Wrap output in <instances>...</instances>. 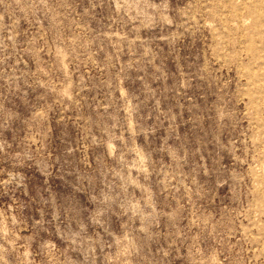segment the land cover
<instances>
[{
  "label": "rangeland",
  "instance_id": "374dc122",
  "mask_svg": "<svg viewBox=\"0 0 264 264\" xmlns=\"http://www.w3.org/2000/svg\"><path fill=\"white\" fill-rule=\"evenodd\" d=\"M0 264H264V0H0Z\"/></svg>",
  "mask_w": 264,
  "mask_h": 264
}]
</instances>
